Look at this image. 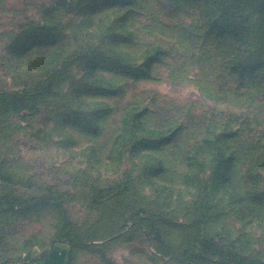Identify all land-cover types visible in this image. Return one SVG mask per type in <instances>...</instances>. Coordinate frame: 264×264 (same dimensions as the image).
<instances>
[{
  "label": "rangeland",
  "instance_id": "374dc122",
  "mask_svg": "<svg viewBox=\"0 0 264 264\" xmlns=\"http://www.w3.org/2000/svg\"><path fill=\"white\" fill-rule=\"evenodd\" d=\"M220 2L0 0V262L264 264V52L231 68Z\"/></svg>",
  "mask_w": 264,
  "mask_h": 264
},
{
  "label": "trees",
  "instance_id": "16d2710c",
  "mask_svg": "<svg viewBox=\"0 0 264 264\" xmlns=\"http://www.w3.org/2000/svg\"><path fill=\"white\" fill-rule=\"evenodd\" d=\"M180 1L186 3H196L202 0ZM64 3L66 2L64 1ZM211 12V16L213 15V23L212 26H210L209 32L213 34L216 40H219L224 35H227L229 38H234L238 43L242 42L243 49L246 47L251 48L248 51V57H245V60L247 62H241V55L238 54L236 57H233L231 59L230 63L232 64L231 68L235 72L239 73L240 76H243L244 74L252 75L254 71L258 69L257 62L260 58V54L264 52V26H262V23L260 22L261 20L264 21V0H221L219 5L217 7H214ZM237 18H239L241 22H237V20H235ZM250 21L256 22V26L254 25V30H252L253 27L251 29L250 25L247 23ZM35 29L37 31L47 30L46 26H38L36 28H33L32 30ZM20 39L21 35H18L15 38L14 43H19ZM239 51L241 50L239 49ZM54 60L57 59L54 58ZM106 62L108 67L114 65L117 66L115 63H112L113 65H111L110 61L108 60H106ZM59 73V70L55 71L54 74L51 75L48 79L55 78ZM15 97L18 98L21 103L29 99V96L27 95L19 96L18 94H16ZM152 144L153 142L149 143V145ZM1 176H4L3 173L1 174ZM259 196L261 198L264 197V193H261ZM65 238L67 241H69V243L77 248H86V245H83L80 242H75L74 239H71L68 236H66ZM172 257L174 258V256ZM4 263L9 262L6 261Z\"/></svg>",
  "mask_w": 264,
  "mask_h": 264
},
{
  "label": "crops",
  "instance_id": "0c3cea01",
  "mask_svg": "<svg viewBox=\"0 0 264 264\" xmlns=\"http://www.w3.org/2000/svg\"><path fill=\"white\" fill-rule=\"evenodd\" d=\"M43 257H44V259L42 261H41V259H39L37 257V259L32 260L33 262H30V260H29L25 264H57L56 263V256L54 255V253L53 254L52 253L51 254H46ZM0 264H10V263L0 262Z\"/></svg>",
  "mask_w": 264,
  "mask_h": 264
}]
</instances>
